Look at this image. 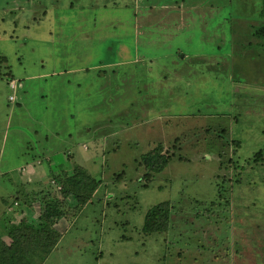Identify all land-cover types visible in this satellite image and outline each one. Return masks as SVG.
<instances>
[{
	"label": "rangeland",
	"instance_id": "1",
	"mask_svg": "<svg viewBox=\"0 0 264 264\" xmlns=\"http://www.w3.org/2000/svg\"><path fill=\"white\" fill-rule=\"evenodd\" d=\"M260 5L0 0V219L23 189L58 190L48 154L101 179L81 212L65 203L42 264H264ZM159 144L167 166L144 170ZM162 201L168 228L148 234Z\"/></svg>",
	"mask_w": 264,
	"mask_h": 264
},
{
	"label": "trees",
	"instance_id": "2",
	"mask_svg": "<svg viewBox=\"0 0 264 264\" xmlns=\"http://www.w3.org/2000/svg\"><path fill=\"white\" fill-rule=\"evenodd\" d=\"M259 13L263 20L253 30L252 35L264 40V0H261ZM0 59L5 61L6 58L3 56ZM233 142L240 144L238 139H233ZM163 150L162 145L159 144L148 153L142 154L140 162L143 163L144 170L147 168L150 172H161L165 169L171 155L167 152L164 153ZM262 152L260 149L255 153V160L260 159ZM49 158V156H45L44 160L52 163V159ZM44 160H42V164ZM148 171L145 172V176H148ZM49 175L51 183L56 184L58 188L54 195L33 191L32 199L29 192L24 189L21 191V201L18 206H29L37 210L35 223L26 220L23 217L24 209L15 207L14 203L8 209L15 214V217L9 216L0 219V225L4 231V233H0V264H42L62 235L57 229L56 223L67 215V204L65 205V203L72 202L76 212H81L87 202L92 200L94 191L101 184V179L80 165L74 166L72 173L68 172L66 168L60 170L51 168ZM23 184L18 185L23 188ZM34 201H39L37 208ZM172 208L170 201L154 204L146 211L143 230L148 234L166 231ZM17 216L18 220H16ZM4 235L8 236L9 240H5Z\"/></svg>",
	"mask_w": 264,
	"mask_h": 264
},
{
	"label": "crops",
	"instance_id": "3",
	"mask_svg": "<svg viewBox=\"0 0 264 264\" xmlns=\"http://www.w3.org/2000/svg\"><path fill=\"white\" fill-rule=\"evenodd\" d=\"M0 57H3V56H0ZM6 58V57H5ZM9 87H10V84H9ZM10 89H12L11 87H10ZM10 97V96H9ZM62 155V154H61ZM48 156L50 157L49 159H52L51 161H53L55 164H57V167H54V169H56V170H60V169H62L63 167L61 166V163H60V161H59V159H58V157L55 155V153H52V154H48ZM37 173V171H35V172H33L32 174H36ZM38 178H40V181H42V178L43 177H41V173H38ZM39 180H38V182H40ZM41 183V182H40ZM25 207H29V206H25ZM31 208V207H30ZM24 209V208H23ZM33 211H34V209L33 208H31ZM24 211H26L25 209H24ZM36 213H38L37 211L35 212V214ZM36 217V218H35ZM34 217V220H30L31 222H33V223H35L36 222V220H37V215ZM33 219V218H32ZM61 220V219H60ZM60 220H58V222L60 221ZM57 222V223H58ZM57 223H56V225H57ZM57 227V226H56ZM57 229L59 230V228L57 227ZM61 232V231H60Z\"/></svg>",
	"mask_w": 264,
	"mask_h": 264
},
{
	"label": "built area",
	"instance_id": "4",
	"mask_svg": "<svg viewBox=\"0 0 264 264\" xmlns=\"http://www.w3.org/2000/svg\"><path fill=\"white\" fill-rule=\"evenodd\" d=\"M10 87H11L12 89H15V88H16V82H15L14 80H11V81H10ZM9 100L12 101V102H14V101L16 100V97H15V94H14V93H12V94L10 95Z\"/></svg>",
	"mask_w": 264,
	"mask_h": 264
}]
</instances>
